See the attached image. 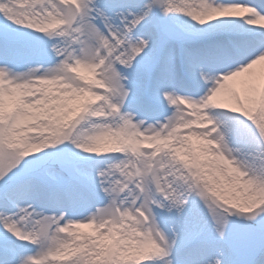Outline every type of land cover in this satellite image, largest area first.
Instances as JSON below:
<instances>
[{"label": "snow or ice", "instance_id": "snow-or-ice-1", "mask_svg": "<svg viewBox=\"0 0 264 264\" xmlns=\"http://www.w3.org/2000/svg\"><path fill=\"white\" fill-rule=\"evenodd\" d=\"M0 264H264V0H0Z\"/></svg>", "mask_w": 264, "mask_h": 264}]
</instances>
